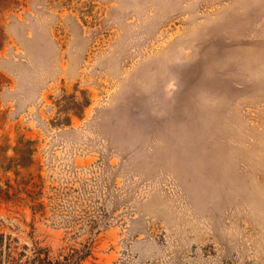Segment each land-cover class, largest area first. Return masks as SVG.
<instances>
[{"label": "rangeland", "instance_id": "rangeland-1", "mask_svg": "<svg viewBox=\"0 0 264 264\" xmlns=\"http://www.w3.org/2000/svg\"><path fill=\"white\" fill-rule=\"evenodd\" d=\"M23 176L41 206L0 204L1 264H264V0H0V185Z\"/></svg>", "mask_w": 264, "mask_h": 264}, {"label": "trees", "instance_id": "trees-1", "mask_svg": "<svg viewBox=\"0 0 264 264\" xmlns=\"http://www.w3.org/2000/svg\"><path fill=\"white\" fill-rule=\"evenodd\" d=\"M33 143V141L31 140H25V141H21L20 142V148L16 147V153L17 155H19L18 157L14 158V164L16 167H26L29 166L33 163V159L30 156V154L28 155V151L30 152V146ZM16 175H18L19 177V173H16ZM29 180H25V177H20V178H16L15 182L13 184L11 183H6V187H2L0 185V204L3 202L6 203H11L14 206H20L22 205V203L24 205H28L30 203H32L30 205V207L34 210V212H36L38 209H40L41 204L37 202L36 197H35V193L27 188V184H28ZM2 238L3 235H0V264H1V260H2V253H4L5 251L2 250V246L4 244H2ZM7 248V255L9 257H11V253L13 252V248L12 245L9 244V246L6 247ZM26 249H28L29 251H31L33 254L32 256H28L26 251H21L18 253L19 257H28L31 263L33 264H83L84 260L87 258V255H81L79 256L75 261L73 260H68V261H59V260H53L50 256V251L47 248H42V247H37L36 245H34L33 247H25ZM90 252L88 251L86 254H89ZM74 255V254H72ZM13 260V258H11ZM66 259H70V258H66ZM14 263L19 261V258H14ZM73 261V263H72Z\"/></svg>", "mask_w": 264, "mask_h": 264}]
</instances>
